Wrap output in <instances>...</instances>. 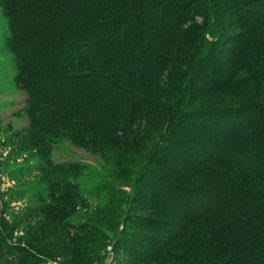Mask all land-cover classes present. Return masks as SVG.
I'll list each match as a JSON object with an SVG mask.
<instances>
[{"label": "trees", "instance_id": "trees-1", "mask_svg": "<svg viewBox=\"0 0 264 264\" xmlns=\"http://www.w3.org/2000/svg\"><path fill=\"white\" fill-rule=\"evenodd\" d=\"M19 3L0 0L28 92L31 125L18 147L37 152L43 174L31 188L33 211L79 231L69 243L80 254L84 231L108 222L120 264H264V142L244 141L253 127L264 131V41L253 39L264 31V0ZM82 7L88 20L77 32L59 29L58 15ZM237 76L253 78L239 89L249 100L220 104ZM98 95L116 105L108 128L84 105ZM62 139L108 166L97 205L80 185L85 164L53 160ZM81 207L84 220L68 224ZM0 227V264H44L32 245L8 244ZM238 246L248 251L231 252Z\"/></svg>", "mask_w": 264, "mask_h": 264}, {"label": "rangeland", "instance_id": "rangeland-1", "mask_svg": "<svg viewBox=\"0 0 264 264\" xmlns=\"http://www.w3.org/2000/svg\"><path fill=\"white\" fill-rule=\"evenodd\" d=\"M14 2L21 6L19 0H14ZM82 9L81 14L73 12L69 15H58L55 23L59 26V29L77 32L76 22L88 20L85 16L86 8L82 7ZM253 33H255L253 34L255 35L253 39L256 40V43L264 41L263 30L259 31L256 29ZM257 33L258 35L256 36ZM10 34L9 20L0 4V226L4 227L6 225L8 229L9 234L7 233L6 236L7 243L32 245L36 248L37 252L42 254L41 259L44 261V264H120L118 258H123L125 254L113 247V242L110 239L112 238L113 231L109 230L108 222L98 225L97 229L91 230L89 228L84 231L88 241L84 246L87 248L83 254H80L74 253L75 248L72 243H69L70 237L75 236L74 234H77L79 231L74 228L67 229L61 227L57 229L51 225V222H49L44 213L33 211L38 204L31 188L38 186L43 174L38 166L40 159L37 156V152L27 147L24 149L18 147V142L24 145L23 134L21 133L31 125V118L28 113V92L20 86L17 80V61L8 41ZM33 45L35 44L29 45L30 51ZM118 58H120L119 55ZM34 60H31L32 66H35ZM124 65L126 64L124 63ZM225 74H230V72L228 71ZM244 77H242L243 80L238 76L234 77V82L231 81L229 85L232 88L234 87L236 92L219 94L221 98L219 99L220 104L235 107L246 103L247 99L245 95L250 90L239 89L243 85L244 87L251 85L253 78ZM125 84L126 87L130 86L129 82H125ZM242 92H245V94L240 96ZM213 95L206 96L207 101H211L213 98L215 102H218L219 97ZM98 96L96 103L88 104L84 101V105L87 107V110L95 114L100 123L104 121L108 125V128L116 105L110 98ZM198 99L201 101V97ZM212 106L217 105L212 101ZM252 130L251 134L248 133L250 135L244 134V141L251 140L253 136V139H256L257 143L264 142V131L257 133L255 127ZM152 141L153 139L147 140L148 144H151ZM260 153L263 154L264 152ZM52 158L57 162L80 161L85 164L86 168L83 170L80 185L87 192L90 207L101 202V196L98 195L100 192H96V187L99 183L101 184L103 176H107L108 166L99 153H92L79 145L73 144L68 139H62L55 144ZM42 186L43 184H41V188ZM125 189L128 192L130 191L129 187ZM31 210V217H29V211ZM88 212L89 209L87 208H78L77 212L69 217L68 224L73 226L79 224L84 220ZM14 220L17 225H14ZM67 234L69 235L67 236ZM236 241L241 244L245 242V239L240 234ZM95 242L102 245L99 248L91 249ZM238 248L232 249L231 252L244 253L248 251L245 246Z\"/></svg>", "mask_w": 264, "mask_h": 264}]
</instances>
